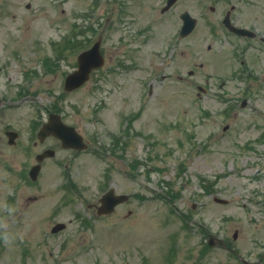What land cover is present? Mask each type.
<instances>
[{
  "label": "rangeland",
  "instance_id": "rangeland-1",
  "mask_svg": "<svg viewBox=\"0 0 264 264\" xmlns=\"http://www.w3.org/2000/svg\"><path fill=\"white\" fill-rule=\"evenodd\" d=\"M95 1L0 0V264H264V43L222 24L231 9L263 37L264 0H178L166 12L167 0ZM185 11L198 22L180 37ZM72 26L102 36L105 64L67 93L72 51L57 72L42 60ZM51 112L101 143L73 156L47 139L58 152L32 185L22 171L43 148L32 123ZM111 187L130 201L99 216L92 205ZM59 221L67 228L51 233Z\"/></svg>",
  "mask_w": 264,
  "mask_h": 264
},
{
  "label": "water",
  "instance_id": "water-1",
  "mask_svg": "<svg viewBox=\"0 0 264 264\" xmlns=\"http://www.w3.org/2000/svg\"><path fill=\"white\" fill-rule=\"evenodd\" d=\"M175 1L176 0H168V5L164 8V10L169 9ZM181 18L184 21V25L182 27L180 35H181V37H185V36L189 35L194 30V28L197 24V19L192 17L188 12L183 13L181 15ZM226 22H228V20H226ZM233 30L240 32L242 34H250V31L245 30V29H239V28L234 27ZM83 58L84 57H82V59ZM102 63H103L102 58H99L96 63H94V61H92L91 63H89L87 65L88 69H86L85 71L89 72V70H91V68L93 66H96V67L100 66ZM82 76L83 75H78V77H82ZM75 77H76V75H75ZM87 78H88V75L84 77V80H86ZM70 79H72V76L68 79V85H70ZM80 83H81V79H76L75 82L71 83L70 88H74L77 85H79ZM59 120H60V118L54 115L51 119V123L46 125L45 129L43 130L41 138H44L48 133H50L52 131V125H54V123H60ZM66 129L74 130V128H72V127H67ZM79 144H80L79 146H82L83 148L85 147V145L81 142V139H80ZM127 198H128L127 195L116 196L114 194V191L111 190L108 193H106V195L103 197V199H102L103 205H102L101 209L103 210V212L108 213L111 210H113V208L116 204L125 201ZM215 201L220 202V203H227V200L219 198V197H216ZM64 228H65L64 224H58L53 228V232H57V231L64 229ZM210 244L211 245L214 244V241L212 239L210 240ZM249 264H252V263H249Z\"/></svg>",
  "mask_w": 264,
  "mask_h": 264
},
{
  "label": "flooded vegetation",
  "instance_id": "flooded-vegetation-1",
  "mask_svg": "<svg viewBox=\"0 0 264 264\" xmlns=\"http://www.w3.org/2000/svg\"><path fill=\"white\" fill-rule=\"evenodd\" d=\"M94 138L95 139H99L100 138V134L97 132V133H95L94 134ZM99 142V141H98ZM100 149H102V147H100ZM98 205H99V203L96 205V204H93L92 205V208H94V209H96V210H98Z\"/></svg>",
  "mask_w": 264,
  "mask_h": 264
}]
</instances>
